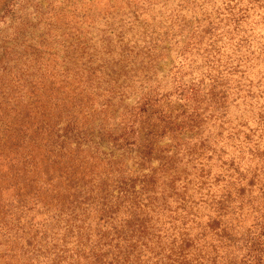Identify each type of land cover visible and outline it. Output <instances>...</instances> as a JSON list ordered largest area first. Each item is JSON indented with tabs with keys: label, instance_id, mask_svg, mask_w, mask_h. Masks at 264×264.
<instances>
[{
	"label": "trees",
	"instance_id": "obj_1",
	"mask_svg": "<svg viewBox=\"0 0 264 264\" xmlns=\"http://www.w3.org/2000/svg\"><path fill=\"white\" fill-rule=\"evenodd\" d=\"M132 1L116 46L0 47V264H264V0Z\"/></svg>",
	"mask_w": 264,
	"mask_h": 264
},
{
	"label": "rangeland",
	"instance_id": "obj_2",
	"mask_svg": "<svg viewBox=\"0 0 264 264\" xmlns=\"http://www.w3.org/2000/svg\"><path fill=\"white\" fill-rule=\"evenodd\" d=\"M127 3L128 0H0V47L8 41L15 50L7 66L14 76L18 75L24 69L26 57L39 54L36 49L52 52L54 55L44 54V59L50 58V67L58 66L64 54L65 42L71 37L72 42H76L79 36L84 37L90 45V51L116 46L119 32H128L124 36L126 39L132 36L133 31L126 25L130 16L127 14ZM131 3L134 2L131 0ZM169 4L175 2L170 0ZM164 8L160 3L150 12L156 16ZM260 28L258 30L264 31V27ZM16 32H20V35L13 41ZM173 59L174 56L170 55L159 64V77L163 83L168 80ZM18 60L22 62L19 64ZM13 81L19 86L20 94H23L18 102H26L28 90L22 86L24 79L15 77ZM11 101L16 103L14 99Z\"/></svg>",
	"mask_w": 264,
	"mask_h": 264
}]
</instances>
